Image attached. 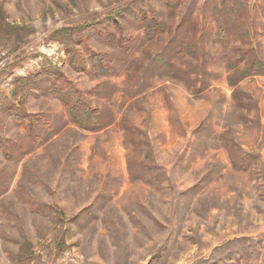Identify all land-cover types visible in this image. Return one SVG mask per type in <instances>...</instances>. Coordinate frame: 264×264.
I'll return each mask as SVG.
<instances>
[{"label":"rangeland","instance_id":"374dc122","mask_svg":"<svg viewBox=\"0 0 264 264\" xmlns=\"http://www.w3.org/2000/svg\"><path fill=\"white\" fill-rule=\"evenodd\" d=\"M257 63L264 0H0V264H264Z\"/></svg>","mask_w":264,"mask_h":264},{"label":"trees","instance_id":"16d2710c","mask_svg":"<svg viewBox=\"0 0 264 264\" xmlns=\"http://www.w3.org/2000/svg\"><path fill=\"white\" fill-rule=\"evenodd\" d=\"M148 34L151 35L153 32L162 34L165 32L166 28L164 24H161L156 21H150L147 25ZM69 30H64L62 33L66 34L69 38ZM68 46L69 52L72 54V59H70V64L72 66L77 67V62L75 61L76 53L72 51ZM92 61V60H91ZM94 68H97V72H112L110 67H107L105 62L101 59L94 65ZM255 71L259 72L264 76V64L257 63L254 65ZM244 78L251 76V69L244 71ZM48 79L50 84V90L53 92L59 100L62 102L64 109L68 113L70 120L80 127V129L88 131V132H97L104 129V124L100 121V112L97 109L91 108L85 101L82 95L77 92H63L61 88V82L65 80L64 75L60 70L56 68L44 69L42 72L36 73L30 76L27 80H20L21 83H24L26 87H30L32 85H38L40 79ZM190 83H186L188 86ZM230 84L233 88L236 87V82L230 79ZM26 101V97L23 96L19 101L18 105L11 106L8 111L11 113V116L16 120V122L23 123L26 119L30 118L28 113L24 110V104Z\"/></svg>","mask_w":264,"mask_h":264},{"label":"crops","instance_id":"0c3cea01","mask_svg":"<svg viewBox=\"0 0 264 264\" xmlns=\"http://www.w3.org/2000/svg\"><path fill=\"white\" fill-rule=\"evenodd\" d=\"M82 130V129H81ZM104 129H102V130H100V131H97V132H89V133H92V134H95V133H99V132H101V131H103ZM83 131H85V130H83ZM86 132H88V131H86Z\"/></svg>","mask_w":264,"mask_h":264}]
</instances>
